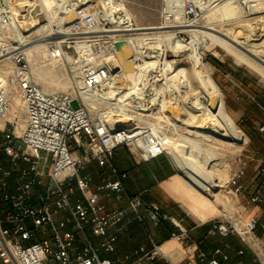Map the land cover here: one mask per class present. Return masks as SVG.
Here are the masks:
<instances>
[{"label": "built area", "instance_id": "1", "mask_svg": "<svg viewBox=\"0 0 264 264\" xmlns=\"http://www.w3.org/2000/svg\"><path fill=\"white\" fill-rule=\"evenodd\" d=\"M223 1L162 0L160 24L147 31L139 28L126 8L106 7L93 0L56 5V12L45 19L57 24L43 34L47 33L44 38L50 60L62 62L72 76H80L74 91L44 90L21 51L22 42L15 35L4 38L2 53L11 55L14 67L7 78L0 74V120L5 122L0 125V157L5 158V163L0 160V264H126L129 256L117 254L112 229L125 227L127 210L140 220L145 212L153 225L170 220L181 227L183 219L130 195L128 174L118 171L114 156L123 147H133L142 161L167 155L161 142L167 146V137L175 134L174 119L167 106L152 102L156 98L178 104L180 92L170 87V78L178 79L177 60L170 48L153 43L162 39L170 24L174 28L182 24L196 27L209 5ZM234 1L245 15L264 12V0ZM2 3L7 6L4 0L3 7ZM10 13L8 9L1 13L5 24ZM70 14L74 18L67 23ZM171 34L182 39L179 30ZM139 37L144 44L132 59L138 70L150 63L146 82L134 95L144 114L137 112L136 105L128 112L145 121H114L110 119L112 109L101 102L111 99L107 96L111 88L117 93L116 74L121 68L109 57L116 58L118 41L133 45ZM166 61L174 63L165 65ZM15 95L22 102L21 113L14 110ZM158 116L161 120H156ZM136 130L138 135L132 136ZM259 131L264 132V124ZM92 161L111 173L94 182L91 175L82 173ZM252 164H257V180L246 189L240 183ZM227 186L238 187L234 193L242 202L211 219L208 234L238 235L264 264V239L259 233L264 231V220L258 214L246 216L252 207H264V150L242 158ZM105 199L113 203L127 200L129 204L127 209L109 211ZM172 237L183 241L189 234L183 229ZM152 244L151 249L141 246L138 258L130 264H165L169 256L162 245L153 239ZM224 247L217 248L213 256L199 250L198 257L205 264H243L232 260L229 243Z\"/></svg>", "mask_w": 264, "mask_h": 264}, {"label": "bare ground", "instance_id": "2", "mask_svg": "<svg viewBox=\"0 0 264 264\" xmlns=\"http://www.w3.org/2000/svg\"><path fill=\"white\" fill-rule=\"evenodd\" d=\"M206 1L215 2L216 0ZM106 2L108 3L106 7L115 6L120 9H128L122 0H106ZM63 3L74 4L75 0H13V3L10 4V9H8L11 11L12 26L4 23L1 13L5 9L0 8V34L6 33V29H11L14 35L22 42V47H26L21 51L29 59L32 58L35 52H45L47 54V42L44 37L49 31H52V27L57 23L54 20L45 18L43 20L41 16L54 14L56 5ZM0 7H2L1 2ZM206 13L207 22L200 26L198 24L196 28L190 29L192 38L190 41L186 42L174 38L171 34L172 31L163 30L162 39L153 43L156 47L171 48L175 53V59L178 61L175 68L178 79L170 78L172 81L170 87L179 90L180 96L177 102L179 105L171 101L156 100V98L152 102L153 105L162 104L167 106L170 116L174 119L175 134L167 137V146L161 142L178 170V175L172 178L168 185L170 190L182 198L202 220L207 219L209 211L216 213L222 211V208H228V204L223 198V181L213 167V163L222 156L219 146L214 143L217 141L228 146H234L240 142L242 144L247 143L249 138L237 126L226 109L223 93L213 79L212 71L204 63L201 48L204 46L210 49L212 44L217 43L264 77V33H262L264 22H258L262 25L261 27L260 25L252 27L250 23H244L247 15L243 13L241 7L234 0L223 1L214 7L209 5ZM29 18L36 25H34L35 30L31 31V35H26L22 31L19 21ZM73 18L74 14H70L67 18V23ZM215 19L228 24L231 21H239L241 24L237 27L239 29L234 26L227 28L225 27L226 25L220 28L213 26ZM45 21L48 22L44 23ZM138 26L143 31L155 28ZM182 26L186 25L182 24ZM170 27L174 26H167V28ZM45 32L47 33L43 34ZM112 33H114V30ZM35 34L38 35L37 39H32ZM239 37H246L248 44L244 45L240 42ZM51 38L56 39L57 37L53 36ZM169 38L171 39L170 43L167 42ZM137 41L133 45L128 43L121 47L116 58L114 56L109 57L111 61L115 60L121 68L116 74L117 81L115 86L117 93H115L114 88H111V90L107 91V96L111 99L101 102L102 104L109 103L108 106L113 112L110 119H114V121H129L130 119L145 121L143 118L138 119L136 114L128 112L132 108L131 106L134 105L139 109L137 112H140V114L144 111L140 108L143 106L142 103L134 100V95L139 92L141 83L146 82L147 67L150 65V63H145L139 66V70L136 68L132 58L134 52L139 50L141 44H144V40L140 37ZM184 56L187 59L189 58L192 63L184 62ZM10 59L12 58L9 53H2L1 44L0 62ZM168 62L172 65L174 63L166 61L165 65ZM72 78L76 85L80 84L79 75L74 74ZM196 82L200 85L199 90L196 88ZM184 83H186V92L192 91L195 94L192 103H189L187 96L183 95L181 87L184 86ZM152 116L156 115L152 114ZM158 119L161 120V117H156V120ZM0 124H2V121H0ZM132 133V136L138 135L137 130ZM141 143L143 145L144 142ZM206 145L209 147H205Z\"/></svg>", "mask_w": 264, "mask_h": 264}, {"label": "crops", "instance_id": "3", "mask_svg": "<svg viewBox=\"0 0 264 264\" xmlns=\"http://www.w3.org/2000/svg\"><path fill=\"white\" fill-rule=\"evenodd\" d=\"M215 65L224 70L223 76H215L214 79L223 92H225L224 95L229 114L245 132L249 140L256 144L253 150H248L249 153L244 158L246 159L250 153L256 150H264V132L259 131V127L264 124V104L258 101L256 94V92L260 93V91H264V86L255 80L252 75H247L243 67L234 69L224 62H222V65ZM227 74L232 75L234 80L231 77L226 78ZM246 83L249 86H254V89L250 90L247 88ZM229 86H232V89H229ZM0 160L5 163L4 157H0ZM114 161L119 172H126L128 174L127 186L133 192H137L136 196H139L145 202L147 200V202L150 201L153 204L159 205L176 219H183L181 227H177L172 221H169L178 229L175 233H179L185 229L189 234V237L183 241H177L172 236L169 238L168 227H166L168 224L162 223L161 226L159 224V226L153 225L145 212H143L142 220H140L135 217V214L131 210H127L125 227L116 226L112 229L115 236L117 254L121 257L129 256L125 261L126 264H130L138 258L140 253H137V250L141 246L151 249L153 246L152 239L157 243L160 242L163 251L169 256V260L165 264H205L198 257L199 250H203L209 256H213L217 248L225 249L224 246L228 240L235 245L239 244L240 238L238 235L222 237L218 234H208L211 226L210 220L221 215L223 211L226 212L229 207L222 208V211L216 213L209 211L207 219L202 220L182 198L170 190L168 182L178 175V170L168 155H161L150 161H142L138 155L132 154V159L128 160L122 148H119L115 152ZM125 164L129 171L125 169L126 167H122ZM88 168L89 172L83 173ZM82 173L91 175L94 182H99L102 177L110 174L111 171L107 167L100 166L96 161H92L82 170ZM248 173H250V169L246 177ZM244 180L240 183V186L243 188H245L243 185ZM233 189L234 193L238 190V187H233ZM234 196L238 202H242V197H238L235 193ZM104 203L107 205V210L109 211L127 209L129 204L127 200L123 202L114 201L113 203L106 199ZM256 207H252L254 213L249 214L250 216L254 214L260 216V211L263 210L264 212V207ZM249 215L247 214L246 216L249 217ZM260 217L264 220V215ZM150 226L153 227L155 236L149 232ZM156 232H159L157 236ZM235 249L236 247L231 251V258L237 262L240 261V257L236 255Z\"/></svg>", "mask_w": 264, "mask_h": 264}, {"label": "rangeland", "instance_id": "4", "mask_svg": "<svg viewBox=\"0 0 264 264\" xmlns=\"http://www.w3.org/2000/svg\"><path fill=\"white\" fill-rule=\"evenodd\" d=\"M9 1H11V2H9ZM94 1L100 5H101V3L104 4L105 6L108 4L106 2V0H94ZM122 1L128 7L129 12L133 15L137 25L145 26V27H156V25L160 24L162 0H122ZM12 3H13V0H5V4H7V6L2 3L3 7H0V8H3L5 10L10 9V4H12ZM14 6H16V4H14ZM54 12H56V9L54 10ZM206 12L207 11L204 12L205 16L203 15L202 19L199 21V23H198L199 26L201 24H205L207 22L208 19L206 17V14H207ZM263 16H264V12L259 13L257 15H247V17H245L244 23H250V25L252 27H257L258 25H260L261 22H264ZM41 17H43V20H45L44 19L45 16L42 15ZM247 18H249V19H247ZM218 21H219V19H215L213 21L214 22L213 26L223 28L226 25L225 27H227V28L230 26H234L236 29H239L237 27L241 24V22H239V21H231V22H229V24L227 22H221V21L218 22ZM46 22H48V21H45L44 23H46ZM258 22H260V23H258ZM7 23L9 26H12V19L8 18ZM209 23H211V22H209ZM198 24H197V26H198ZM19 25H20L24 34L31 35V31L33 32L35 30L34 25H36V24L29 18L26 20H20ZM170 26H172V25L170 24ZM261 26L262 25H260V27ZM193 28H196V27L181 26V27H175V28L174 27L165 28V30H168V31L179 30V31H181L182 32V39L181 40H184L187 42V41H190L192 39L190 29H193ZM263 29H264V27H263ZM262 33H264V30L262 31ZM9 35L10 36L14 35L13 31L11 29H6V33L0 34V45L3 42H5L4 38L8 37ZM32 37H33L32 39H37L38 35L35 34ZM239 40L244 45L248 44V40L246 37H239ZM167 42L170 43L171 39L170 38L167 39ZM159 43H161V42H159ZM25 48L26 47H24V46L21 47V49H25ZM201 53L204 57V63L206 64V67H208L212 71L213 79L215 76H217V77L219 75L223 76L222 73H224L223 72L224 70H221L217 65H215L217 62L220 61L221 63L222 62L228 63L229 67H233L234 69H237L238 67H243L244 72L247 73V75H252L255 80H257L260 84H262L264 86V77L261 74H259L256 70H254L250 66L246 65L245 62L239 60L237 57H235L232 54H230L229 52H227L219 44H217V43L212 44L210 49L205 48L203 46L201 48ZM180 58H182V57H180ZM29 61H30V63L32 62L31 66H32L33 71H34V77H35L36 82L40 86H42V88L44 90H46L48 92H67V91H74L76 89V84L74 83V79L72 78V74L69 71V69L67 67H65V65L62 62L51 61L50 58L48 57V51H47V54H45V52L44 53L35 52L34 55L32 56V58L29 59ZM183 61L184 62H190V64L192 63V61L189 58L187 59V57H185V56L183 58ZM47 63H48V65H47ZM13 67H14V63H13V61H11V59L0 62V74H2L5 78H7L9 76V74L11 73ZM230 77L233 79L232 75H228V74L226 75V78H230ZM231 83L233 84V82H231ZM195 84H196V88L199 90L200 85L197 82ZM183 85L185 86V88ZM183 85H181V86H183V87H181V90H183L182 92L184 94L182 92H181V94L186 95L187 101L189 103H192L194 101L195 94L192 91L186 92V90H187L186 83H184ZM220 89L223 93V97H224V101H225V105H226V97L224 95L225 92H223L221 87H220ZM229 89H232V86H229ZM13 103H14V110L17 111L18 113H21L22 112V108H21L22 102L17 95L14 96ZM228 104H230V103H228ZM74 105H75V107H77L78 103L75 102ZM104 105H109V103L104 104ZM226 109L228 110L227 105H226ZM93 112H95V110H93ZM4 124H5V122L2 121V124H0V125L2 126ZM237 126L239 127L238 124H237ZM214 144L218 145L220 148V151L222 152V156L219 158L218 161H215L213 163L214 164L213 167H214L215 172L221 177V179L223 181L222 182V185H223L222 189L224 191L223 198L226 200L228 207L230 209H235L236 208L235 206H236V203L238 202V200L234 196L233 187L227 186V183H228L229 177L234 173V171L238 167H240L241 159L245 158V155L249 153L248 150H253L255 148L254 146H256V144H255V142H251L250 140L245 144H242V142H240L234 146H228L226 144H222V143L217 142V141ZM205 147H209V146L206 145ZM122 150L124 151V155L126 158H128V160L132 159V154L139 156V154L135 151V149L133 147H123ZM167 155H168V153H167ZM252 166H253V168L252 169L250 168V173H248V176L244 180L243 185L246 189H249L250 185L255 180H257V178H256L257 173L255 170V168L257 167V164H252ZM122 167H126L125 169H128L126 164ZM128 171H129V169H128ZM86 172H89V168L86 169L83 173H86ZM253 213H254L253 209H250V211L248 213H246V215L247 214L248 215L253 214ZM259 214H260V216L264 215L263 210H261ZM150 230H151V232L154 231L152 226H150ZM259 233L264 237V231L263 230L260 229ZM252 259H253L252 264H262L261 260L257 256H255L254 253H253Z\"/></svg>", "mask_w": 264, "mask_h": 264}, {"label": "trees", "instance_id": "5", "mask_svg": "<svg viewBox=\"0 0 264 264\" xmlns=\"http://www.w3.org/2000/svg\"><path fill=\"white\" fill-rule=\"evenodd\" d=\"M216 64H218V65H222V63L219 61V62H217ZM246 85V87L247 88H249L250 90H252V89H254V86H249V84H245ZM259 90V89H258ZM260 91V90H259ZM256 94H257V99H258V101L261 103V104H264V91L262 90V91H260V93L259 92H256ZM128 190H129V193H130V195H132V196H136V194H137V192H133V190H131L130 188H129V186H128ZM143 200V199H142ZM143 202H144V204L146 205V204H149V203H152V202H150V201H148L147 202V200H146V202H145V200H143ZM162 223H164V224H168V226H166V227H168V235H169V238H171V236H172V234L173 233H175V232H177V228H176V226L173 224V223H170V221L169 220H161L160 222H159V225L161 226V224ZM158 225V226H159ZM171 225V226H170ZM161 228V227H160ZM149 232H151V230L149 229ZM152 233V235L153 236H155V233H154V231L153 232H151ZM157 233V232H156ZM159 234V232L156 234V236ZM226 243H229L231 246H232V248L229 250V253H230V255H232V253H231V251L232 250H234V247H236V249H235V253H236V255L238 256V257H240V261H238V262H241V263H243V264H252L253 263V259H252V256H253V253H252V251L241 241V240H239V246L238 245H235L233 242H231L230 240H228ZM225 243V244H226ZM159 244H161L160 242H159ZM238 250H243L244 251V253H243V255H238L237 254V252H238Z\"/></svg>", "mask_w": 264, "mask_h": 264}, {"label": "water", "instance_id": "6", "mask_svg": "<svg viewBox=\"0 0 264 264\" xmlns=\"http://www.w3.org/2000/svg\"><path fill=\"white\" fill-rule=\"evenodd\" d=\"M126 44H128V42L127 41H125V40H121V41H118L117 42V47H118V49H120L121 47H123L124 45H126ZM121 126L119 125V128H120Z\"/></svg>", "mask_w": 264, "mask_h": 264}]
</instances>
